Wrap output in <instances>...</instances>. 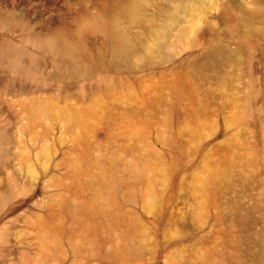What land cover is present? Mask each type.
I'll return each mask as SVG.
<instances>
[{"label":"rangeland","instance_id":"obj_1","mask_svg":"<svg viewBox=\"0 0 264 264\" xmlns=\"http://www.w3.org/2000/svg\"><path fill=\"white\" fill-rule=\"evenodd\" d=\"M0 264H264V0H0Z\"/></svg>","mask_w":264,"mask_h":264},{"label":"bare ground","instance_id":"obj_2","mask_svg":"<svg viewBox=\"0 0 264 264\" xmlns=\"http://www.w3.org/2000/svg\"><path fill=\"white\" fill-rule=\"evenodd\" d=\"M133 48L131 39L127 35H123V43L117 47V53L123 57L127 58ZM74 53V52H73Z\"/></svg>","mask_w":264,"mask_h":264}]
</instances>
